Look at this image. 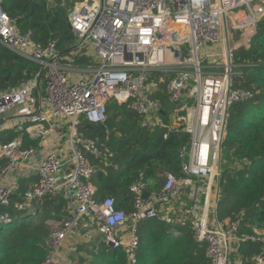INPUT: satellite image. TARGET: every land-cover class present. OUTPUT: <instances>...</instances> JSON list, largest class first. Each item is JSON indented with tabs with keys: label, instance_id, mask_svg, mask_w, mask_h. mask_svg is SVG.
<instances>
[{
	"label": "built area",
	"instance_id": "obj_1",
	"mask_svg": "<svg viewBox=\"0 0 264 264\" xmlns=\"http://www.w3.org/2000/svg\"><path fill=\"white\" fill-rule=\"evenodd\" d=\"M2 1L0 44L40 66L45 91L40 93L38 79L0 91V133L10 112L28 107L16 130L40 143L60 132L66 152L45 151L38 160V150L23 147L22 137L0 141V223L10 221L1 210L14 194L22 199L14 208L28 214L44 197L61 195L66 217L51 229L42 264H57L66 241L81 235L82 227L101 235L106 246L123 250L125 264H136L137 225L146 219L171 226L173 235L179 234L177 227L190 224L210 264H231L236 246L248 241L262 246L251 264H264V230L238 236L239 220L230 225L216 216L228 111L253 98L237 85L241 73L234 53L248 48L256 25L264 23V0H77L67 21L79 51L92 59L87 67L73 65V53L62 56L54 43L38 44L30 33L17 31ZM154 73L160 74L157 81ZM162 83L174 105L170 123L152 99ZM109 102L128 104L142 119V128L188 135L178 154L181 176L166 173L161 190L148 192L140 175L130 188L134 198L128 213L116 209L113 198H95L94 168L86 154L106 159L108 153L79 133L82 121L102 125ZM145 190L147 199L142 198Z\"/></svg>",
	"mask_w": 264,
	"mask_h": 264
},
{
	"label": "trees",
	"instance_id": "obj_2",
	"mask_svg": "<svg viewBox=\"0 0 264 264\" xmlns=\"http://www.w3.org/2000/svg\"><path fill=\"white\" fill-rule=\"evenodd\" d=\"M75 2L77 0H3L1 7L15 22L17 31L30 33L38 44L54 43L62 56L69 57L73 53V65L87 67L92 65V59L79 51L67 21ZM234 56L241 73L237 85L251 91L253 98L234 104L228 111L216 216L219 221H229L230 225L239 220V236L264 230V23L256 25L249 47L238 48ZM40 73L39 90L44 95L45 80L40 66L0 44V91L16 89L39 79ZM159 76L154 73L152 80L157 81ZM164 89L165 84H159L152 99L159 102L163 120L170 123L174 105ZM107 115L119 126L111 134L101 124L86 121H82L79 133L92 139L101 152L108 153L106 159L86 154L94 168L91 183L96 188L95 198L98 201L113 198L116 209L128 213L133 209L134 198L130 188L139 181L140 175L148 192L161 190L166 173L181 176L178 154L188 142V135L181 131L142 128V119L128 104L109 102ZM20 136L23 147L39 150L37 140H30L24 133L2 132L0 141L6 143ZM146 137L149 139L144 142ZM2 165L0 160V168ZM25 184V181L21 183V192ZM21 200L14 194L10 204L1 210L9 215L10 221L0 223V264H42L48 253L51 229L58 227L66 217V201L61 195L44 197L34 203V214L14 208V203ZM170 229L171 226L157 219L139 222L136 264H210L206 247L194 238L190 224L177 227L178 235L170 233ZM236 247L230 256L231 264H251V258L259 255L262 248L260 243L250 241ZM78 248L79 253L83 251L88 257L79 258L83 259L81 264L83 261L87 264L126 263L125 252L106 246L99 236Z\"/></svg>",
	"mask_w": 264,
	"mask_h": 264
},
{
	"label": "crops",
	"instance_id": "obj_3",
	"mask_svg": "<svg viewBox=\"0 0 264 264\" xmlns=\"http://www.w3.org/2000/svg\"><path fill=\"white\" fill-rule=\"evenodd\" d=\"M77 76H79V74H76V77ZM34 101L37 103L38 102V99L36 98V100L34 99ZM23 108L24 109L26 108V111L25 112L28 111V107H23ZM19 117H16L13 112H10L7 115V124L4 127H2V129H3L2 132L4 133V132H10V131H12V132H15V133H24L27 136H29V134L26 133V132H24V131L23 132H18L16 130V125H17V123H19ZM37 142H38V147H39L38 152L40 153L39 155L36 156V159H38V160L41 157V153H43L45 151L46 152H49V151L55 152V153L60 154V155L66 152V147H65L66 144H64V142L61 143L62 141H61V134H60V132H54V133H52L51 136L48 137V141L46 143H40L39 140H37ZM81 236H82V238L79 239V241H76V239H74V241H71V242H70V240L69 241L67 240L66 243H65L66 245L64 247H67V250L70 251V253L68 255V261H67L68 264H78L77 262L79 261V258L84 255V253H79L78 252L79 245H82V244L88 245L91 242V240L94 237H96V236H99L101 238V241H102L101 235H99L95 231H93V232L90 233L88 231V229L82 231ZM71 239H72V237H71ZM64 247H63V249L61 251V254H60L61 258H62L63 252H64ZM60 256H59V259H58L59 262L61 261L60 260L61 259Z\"/></svg>",
	"mask_w": 264,
	"mask_h": 264
},
{
	"label": "rangeland",
	"instance_id": "obj_4",
	"mask_svg": "<svg viewBox=\"0 0 264 264\" xmlns=\"http://www.w3.org/2000/svg\"><path fill=\"white\" fill-rule=\"evenodd\" d=\"M50 2H52V0H50ZM62 5L65 7V6H66V2L63 1V2H62ZM234 37H235V38H234L235 40L238 38L237 33L234 34ZM97 59H98V58H97ZM98 61H99V59H98ZM255 111L258 112L257 109H256ZM12 112L15 114L16 117H19V116H22V115H25V114H26V113H25V109H23V108H21V109H17V110L12 111ZM62 176H63V172H62V171H59V172H58V179H57L58 182H61V181H62ZM82 231H83V230L80 231V234L82 233ZM81 238H82V236L79 235V236H75V237L73 236V238H72V239L70 238L69 240H70V242H71V241H74V239H76V241H79V239H81ZM69 240H68V241H69ZM65 245H66V244H65ZM65 245H64V246H65ZM83 245H84V244L79 245V246L81 247V246H83ZM67 251H68V250H67V247H64V252H63L62 258H61V256H60V258H61V259H60V260H61L60 262H61L62 264H68L67 261H68V255H69L70 251H68V252H67ZM82 253H84V252L82 251ZM76 254H77V253H76ZM82 257L88 258L86 255H83ZM80 258H81V257H80ZM85 258H84V259H85ZM58 259H59V258H58ZM58 259H57V261H56L57 264L60 263ZM80 260H83V259H80ZM80 260H79V261H80ZM79 261H78V263L81 264V261H80V262H79ZM61 263H60V264H61ZM82 263L87 264V263L84 262V261H83Z\"/></svg>",
	"mask_w": 264,
	"mask_h": 264
},
{
	"label": "water",
	"instance_id": "obj_5",
	"mask_svg": "<svg viewBox=\"0 0 264 264\" xmlns=\"http://www.w3.org/2000/svg\"><path fill=\"white\" fill-rule=\"evenodd\" d=\"M41 78V73L39 75V79L40 80ZM160 113L163 115V111L160 110ZM102 126L105 127L106 131L108 134H111L113 131L117 130L119 128V126L112 120L111 117H107L106 120L102 123ZM148 137L145 138L144 142H147L148 141ZM149 196V193L145 190L143 191L142 193V198L143 199H147Z\"/></svg>",
	"mask_w": 264,
	"mask_h": 264
}]
</instances>
